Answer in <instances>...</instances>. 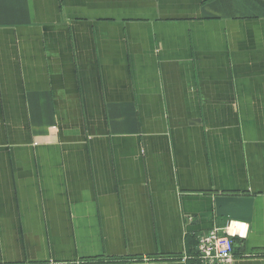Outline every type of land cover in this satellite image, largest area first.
I'll list each match as a JSON object with an SVG mask.
<instances>
[{
    "label": "crops",
    "instance_id": "crops-1",
    "mask_svg": "<svg viewBox=\"0 0 264 264\" xmlns=\"http://www.w3.org/2000/svg\"><path fill=\"white\" fill-rule=\"evenodd\" d=\"M59 1L0 0V264H264V0Z\"/></svg>",
    "mask_w": 264,
    "mask_h": 264
},
{
    "label": "built area",
    "instance_id": "built-area-1",
    "mask_svg": "<svg viewBox=\"0 0 264 264\" xmlns=\"http://www.w3.org/2000/svg\"><path fill=\"white\" fill-rule=\"evenodd\" d=\"M247 233L248 224L236 221L204 231L197 236L195 258L200 264H235V241L246 238Z\"/></svg>",
    "mask_w": 264,
    "mask_h": 264
},
{
    "label": "rangeland",
    "instance_id": "rangeland-1",
    "mask_svg": "<svg viewBox=\"0 0 264 264\" xmlns=\"http://www.w3.org/2000/svg\"><path fill=\"white\" fill-rule=\"evenodd\" d=\"M49 3L48 4V8L47 10L44 9V10H40V13L39 14H36V15H47V16H53V15H56V13L59 11V3L60 1L59 0H49ZM93 1H90V0H84L83 2V8L82 9H79L78 12H81V15H83L82 17L86 19V17L84 16H87V15H90L91 14V8L88 7V5L92 4ZM46 10V11H45ZM45 11V12H44ZM10 12H11V15L16 13V12H19L17 9H10ZM74 13V11H73ZM82 18V19H83ZM190 259L191 263L193 261H195V251L193 254L190 255V257H187ZM124 261H128V260H124V259H115V258H111V257H105L103 260H97V259H92V258H86V259H83L82 260V263L83 264H117V263H121V262H124ZM199 262V261H198ZM66 264H75V263H66Z\"/></svg>",
    "mask_w": 264,
    "mask_h": 264
},
{
    "label": "trees",
    "instance_id": "trees-1",
    "mask_svg": "<svg viewBox=\"0 0 264 264\" xmlns=\"http://www.w3.org/2000/svg\"><path fill=\"white\" fill-rule=\"evenodd\" d=\"M191 264H200L198 260L195 258V261H193Z\"/></svg>",
    "mask_w": 264,
    "mask_h": 264
}]
</instances>
